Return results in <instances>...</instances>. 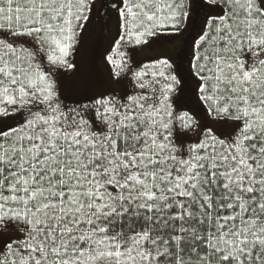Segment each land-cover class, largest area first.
<instances>
[{"label": "snow or ice", "instance_id": "snow-or-ice-1", "mask_svg": "<svg viewBox=\"0 0 264 264\" xmlns=\"http://www.w3.org/2000/svg\"><path fill=\"white\" fill-rule=\"evenodd\" d=\"M0 264H264V0H0Z\"/></svg>", "mask_w": 264, "mask_h": 264}, {"label": "rangeland", "instance_id": "rangeland-1", "mask_svg": "<svg viewBox=\"0 0 264 264\" xmlns=\"http://www.w3.org/2000/svg\"><path fill=\"white\" fill-rule=\"evenodd\" d=\"M113 30V24H109L103 31L100 29L99 25L90 28L83 47L78 54L74 56V59H76L80 65L96 77H102L104 75L102 57L108 46L110 32ZM159 51L171 52L172 46H166V48L159 49Z\"/></svg>", "mask_w": 264, "mask_h": 264}]
</instances>
